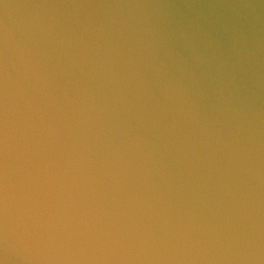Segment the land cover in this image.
I'll list each match as a JSON object with an SVG mask.
<instances>
[{
    "label": "clouds",
    "instance_id": "1",
    "mask_svg": "<svg viewBox=\"0 0 264 264\" xmlns=\"http://www.w3.org/2000/svg\"><path fill=\"white\" fill-rule=\"evenodd\" d=\"M195 2L0 0V264H264V26Z\"/></svg>",
    "mask_w": 264,
    "mask_h": 264
},
{
    "label": "water",
    "instance_id": "2",
    "mask_svg": "<svg viewBox=\"0 0 264 264\" xmlns=\"http://www.w3.org/2000/svg\"><path fill=\"white\" fill-rule=\"evenodd\" d=\"M172 12L221 37L238 36L241 46L253 53L250 67L259 71V57L255 53L264 26V7L260 6L259 0L254 10L244 7L241 0H196L193 4L174 5Z\"/></svg>",
    "mask_w": 264,
    "mask_h": 264
}]
</instances>
